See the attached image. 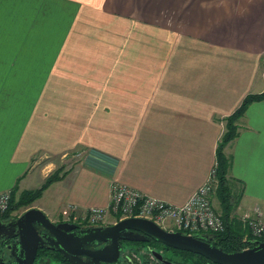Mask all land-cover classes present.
<instances>
[{
  "label": "crops",
  "instance_id": "obj_1",
  "mask_svg": "<svg viewBox=\"0 0 264 264\" xmlns=\"http://www.w3.org/2000/svg\"><path fill=\"white\" fill-rule=\"evenodd\" d=\"M263 91L264 0H0V193L64 166L33 204L56 220L108 205L116 181L183 204L224 118ZM239 126L237 212L264 211V100Z\"/></svg>",
  "mask_w": 264,
  "mask_h": 264
},
{
  "label": "water",
  "instance_id": "obj_2",
  "mask_svg": "<svg viewBox=\"0 0 264 264\" xmlns=\"http://www.w3.org/2000/svg\"><path fill=\"white\" fill-rule=\"evenodd\" d=\"M6 227L11 229L10 234H6L7 237L18 236V239L9 245L14 260L6 263L1 255L0 264H34L39 247L60 251L71 264L113 262L119 257L121 240L147 241L149 238L174 248L201 254L220 264H264V241L256 240L251 247L228 253L202 241L200 233L169 231L152 220L139 217H129L103 226L80 228L74 222L56 223L42 209L33 206L7 224L0 222V237ZM39 227L44 229L40 230ZM104 243L107 245L101 249L90 248ZM82 255H87L90 260L84 261Z\"/></svg>",
  "mask_w": 264,
  "mask_h": 264
},
{
  "label": "built area",
  "instance_id": "obj_3",
  "mask_svg": "<svg viewBox=\"0 0 264 264\" xmlns=\"http://www.w3.org/2000/svg\"><path fill=\"white\" fill-rule=\"evenodd\" d=\"M216 173L217 167H214L204 183L180 205L116 181L112 184L111 200L108 205L92 206L83 213L80 212L79 206L69 205L61 211V221L74 223L87 221L90 226H103L108 224L111 216L115 217V220L118 216L119 220L139 217L152 220L169 231L180 230L188 234L219 233L224 231L225 224L212 200L216 189ZM11 194V190L0 193V218L9 209ZM238 219L249 231L244 237L246 242L264 241V211L261 206L257 205L243 211Z\"/></svg>",
  "mask_w": 264,
  "mask_h": 264
},
{
  "label": "trees",
  "instance_id": "obj_4",
  "mask_svg": "<svg viewBox=\"0 0 264 264\" xmlns=\"http://www.w3.org/2000/svg\"><path fill=\"white\" fill-rule=\"evenodd\" d=\"M261 100H264V91L261 93L248 94L242 101L241 105L233 113L224 118L225 130L218 141L216 148V197L219 201L225 229L222 232L214 234L222 241V243L226 242L229 246H237L239 249H244L249 243L251 244L253 242H246L244 240V237L249 231L235 214L241 200V193H236L231 185L229 178L231 158L226 153V147L238 136L240 120L245 115L249 105L255 101ZM67 173L65 167L61 166L53 171L39 187L23 190L21 192H18V188H14L11 194L10 206L5 215L9 216L12 211H18L21 209H23L22 211H25L33 206L46 189H48L53 183L62 180ZM119 218L120 216L117 217V220H119ZM88 224V222L82 223V225ZM61 258L64 259L63 257Z\"/></svg>",
  "mask_w": 264,
  "mask_h": 264
},
{
  "label": "flooded vegetation",
  "instance_id": "obj_5",
  "mask_svg": "<svg viewBox=\"0 0 264 264\" xmlns=\"http://www.w3.org/2000/svg\"><path fill=\"white\" fill-rule=\"evenodd\" d=\"M23 212L24 211L16 212L14 215L11 214L9 216L4 214L0 218V222L7 224L11 222L14 218H18ZM60 221L61 220H55L54 222L57 223ZM79 225L80 228L90 226L82 224ZM39 229L43 230L44 228L39 227ZM10 231L11 229H9V227H6V229H4L5 235L2 233L0 237V256L2 255L6 263H9L11 260H14L13 251L9 247V245H11L15 239H18V236L7 237V235L10 234ZM12 232L15 233L14 231ZM200 234V239L202 241L215 245L216 247L221 248L225 252L234 253L243 250L239 249L237 246H229L226 242L222 243V241L218 239L214 233L201 232ZM105 245H107V243L91 246L90 248L93 250H98L104 247ZM121 245L122 248L120 250L119 257L116 261L100 262L98 264H220L211 261L210 259L201 254L189 250L174 248L160 241H156L153 238H149L147 241L121 240ZM253 245L254 241L251 244L249 243L246 248L251 247ZM61 257H63L64 259H62ZM82 259L84 261H88L90 260V257H88L87 255H82ZM34 264L71 263L64 257V255L60 251L49 247H39Z\"/></svg>",
  "mask_w": 264,
  "mask_h": 264
},
{
  "label": "rangeland",
  "instance_id": "obj_6",
  "mask_svg": "<svg viewBox=\"0 0 264 264\" xmlns=\"http://www.w3.org/2000/svg\"><path fill=\"white\" fill-rule=\"evenodd\" d=\"M66 169V168H65ZM218 198L216 197V189H215V191H214V193H213V196H212V200H213V203H214V207L216 208V210L219 212V213H221V211H220V206H219V201L217 202L216 200H217ZM238 208V207H237ZM23 209H21V210H18V211H12L11 212V214H15L16 212H21ZM235 214H236V217H238L239 216V213L237 212V209H236V211H235ZM113 218H115V217H113ZM51 219L53 220V221H55L56 220V218L55 217H51ZM117 220H115V219H112V220H109L108 221V223H115ZM83 222H87V221H80V223L79 224H82ZM110 223V224H111Z\"/></svg>",
  "mask_w": 264,
  "mask_h": 264
}]
</instances>
